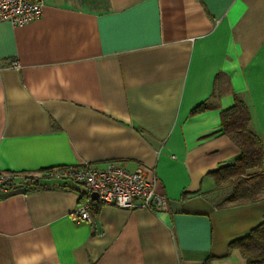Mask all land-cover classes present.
<instances>
[{"label":"crops","instance_id":"crops-1","mask_svg":"<svg viewBox=\"0 0 264 264\" xmlns=\"http://www.w3.org/2000/svg\"><path fill=\"white\" fill-rule=\"evenodd\" d=\"M236 98L264 141V0H46L1 21L0 171L17 175L0 264H246L229 243L264 199L224 204L209 174L240 153L221 122ZM110 161L156 175L167 208L73 216L91 197L46 170Z\"/></svg>","mask_w":264,"mask_h":264},{"label":"built area","instance_id":"built-area-1","mask_svg":"<svg viewBox=\"0 0 264 264\" xmlns=\"http://www.w3.org/2000/svg\"><path fill=\"white\" fill-rule=\"evenodd\" d=\"M46 0H0V22L8 21L15 26L28 24L41 17ZM12 66H18L14 60ZM56 180H71L85 187L89 196L96 193L97 199H88L74 212L78 220L90 221L91 204L114 205L118 208H146L163 210L168 198L156 189V175L149 178L142 168L130 171L117 162H107L97 168L89 163L54 167L47 173ZM17 174L0 171V197Z\"/></svg>","mask_w":264,"mask_h":264},{"label":"trees","instance_id":"trees-1","mask_svg":"<svg viewBox=\"0 0 264 264\" xmlns=\"http://www.w3.org/2000/svg\"><path fill=\"white\" fill-rule=\"evenodd\" d=\"M221 122L223 131L240 150L232 163L209 172L216 189L220 190L224 185L228 190L222 203L264 199V141L250 130V113L245 103L236 98L233 106L221 112ZM49 170L51 168L46 172ZM27 184L38 183L29 178ZM229 247L237 248L246 264L264 263V221L230 242Z\"/></svg>","mask_w":264,"mask_h":264},{"label":"rangeland","instance_id":"rangeland-1","mask_svg":"<svg viewBox=\"0 0 264 264\" xmlns=\"http://www.w3.org/2000/svg\"><path fill=\"white\" fill-rule=\"evenodd\" d=\"M227 191H228L227 188H225V186L222 185V187H220V191H218V193H217V194H219V197H216V198L223 200V198H225L228 194Z\"/></svg>","mask_w":264,"mask_h":264},{"label":"water","instance_id":"water-1","mask_svg":"<svg viewBox=\"0 0 264 264\" xmlns=\"http://www.w3.org/2000/svg\"><path fill=\"white\" fill-rule=\"evenodd\" d=\"M90 197H91L92 200H96L97 199L96 193H91Z\"/></svg>","mask_w":264,"mask_h":264}]
</instances>
